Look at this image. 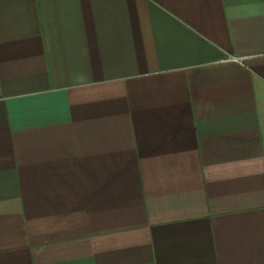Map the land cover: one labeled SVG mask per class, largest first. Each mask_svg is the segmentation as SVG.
Returning <instances> with one entry per match:
<instances>
[{
	"label": "crops",
	"instance_id": "1",
	"mask_svg": "<svg viewBox=\"0 0 264 264\" xmlns=\"http://www.w3.org/2000/svg\"><path fill=\"white\" fill-rule=\"evenodd\" d=\"M0 264H264V0H0Z\"/></svg>",
	"mask_w": 264,
	"mask_h": 264
},
{
	"label": "built area",
	"instance_id": "2",
	"mask_svg": "<svg viewBox=\"0 0 264 264\" xmlns=\"http://www.w3.org/2000/svg\"><path fill=\"white\" fill-rule=\"evenodd\" d=\"M232 59H236L235 57H233Z\"/></svg>",
	"mask_w": 264,
	"mask_h": 264
}]
</instances>
